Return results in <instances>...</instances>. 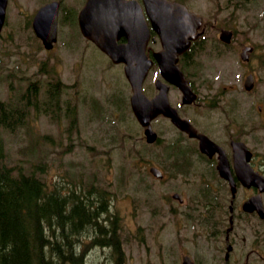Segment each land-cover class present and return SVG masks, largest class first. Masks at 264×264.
<instances>
[{
	"label": "rangeland",
	"instance_id": "374dc122",
	"mask_svg": "<svg viewBox=\"0 0 264 264\" xmlns=\"http://www.w3.org/2000/svg\"><path fill=\"white\" fill-rule=\"evenodd\" d=\"M38 3L7 2L0 32V99L17 97L30 80L38 81L41 92L45 80L54 74V80L63 85L57 117L30 108L25 124L0 129V137L6 161L16 169L27 172L39 163L49 187L60 184L63 192L83 185L89 194L102 195L107 212L99 216L102 226L98 233L115 245L95 244L94 229L82 230L78 242L85 247L83 259L67 264H180L183 254L193 257L196 264H264L252 250L264 252V224L253 215L239 213L234 215L230 233L232 256L224 260L228 185L214 176V164L194 152V144L192 147L185 138L175 143V147L182 145L192 151L194 166L187 183L181 174L158 181L148 173L150 164L172 169L166 143L179 135L177 130L159 117L152 126L161 141L147 144L128 102L124 107L119 101V97L128 101L130 94L122 64H113L94 45L83 39L80 42L77 34L74 40L65 41L69 28L64 23L61 38L52 49H44L31 37L25 21L26 13ZM63 3L64 15L70 8L78 10L82 1ZM187 3L203 21L201 51L188 59L184 70L198 99L195 104L181 105L180 91L171 86L169 100L212 139L227 147L230 136L242 138L256 153L255 161L264 162V0ZM223 27L233 30L229 44L218 38ZM245 45L253 46L246 61L240 58ZM248 72L255 77L250 91L243 88ZM157 77L153 66L143 84L147 96L154 94ZM66 101L75 106L73 114L66 113ZM202 188L209 190L213 201L200 196ZM173 192L184 200L172 198ZM246 195L240 190L237 207ZM262 196L264 202V193ZM107 227H112L115 237L112 230L104 232Z\"/></svg>",
	"mask_w": 264,
	"mask_h": 264
},
{
	"label": "water",
	"instance_id": "95a60500",
	"mask_svg": "<svg viewBox=\"0 0 264 264\" xmlns=\"http://www.w3.org/2000/svg\"><path fill=\"white\" fill-rule=\"evenodd\" d=\"M143 2L150 25L161 39V50L153 53L160 73L167 81L181 89L183 102H191L195 99V94L179 70L176 60L177 52L185 50L189 40L197 36L196 30L201 24V17L189 12L183 4L178 2L170 0H143ZM6 3L7 0H0V29L4 21ZM57 6L56 1L44 5L36 12L33 19V29L47 48H50L55 40ZM78 23L82 34L91 39L113 62L123 63L124 74L131 88L129 97L131 109L138 122L144 126L143 133L146 140L151 142L155 138V132L150 126L151 118L159 113L170 116L178 128L184 130L189 136L198 138L199 149L202 152L211 155L218 151L216 166L218 173L228 180L231 195L234 197L235 182L223 150L205 134L197 132L170 106L167 99V84L157 80L158 92L151 98L142 92V83L153 60L146 54L149 27L141 6L133 0H86L78 12ZM231 35V30L221 29L219 38L229 42ZM120 36H124L127 41L117 43V38ZM251 49V46H245L240 53L241 57L246 59L247 51ZM243 84L245 89H251L253 76L248 74ZM231 145L237 178L243 185L258 189L257 194L251 195L242 203V208L246 211L255 210L264 217L260 196V192L264 191V175L253 170L247 163L251 153L242 141H231ZM150 170L156 176H161L156 167H151ZM229 220L231 222V218ZM229 229L230 227L227 231ZM230 248L231 246H227V251ZM181 264H193V262L186 256Z\"/></svg>",
	"mask_w": 264,
	"mask_h": 264
},
{
	"label": "trees",
	"instance_id": "16d2710c",
	"mask_svg": "<svg viewBox=\"0 0 264 264\" xmlns=\"http://www.w3.org/2000/svg\"><path fill=\"white\" fill-rule=\"evenodd\" d=\"M62 88L60 82L48 86L44 104H49V109L56 91L60 94ZM30 103L28 98L14 102L0 99V129L24 123ZM74 109L66 101V113L73 114ZM40 168L36 163L24 172L6 163L0 137V264L80 263L85 247L78 236L89 228L94 229L93 243H112L98 233L102 226L99 216L107 212L102 195L89 194L83 185L63 192L60 184L49 187ZM111 230L107 227L104 232Z\"/></svg>",
	"mask_w": 264,
	"mask_h": 264
},
{
	"label": "flooded vegetation",
	"instance_id": "af4514ba",
	"mask_svg": "<svg viewBox=\"0 0 264 264\" xmlns=\"http://www.w3.org/2000/svg\"><path fill=\"white\" fill-rule=\"evenodd\" d=\"M53 0H39V3L38 5L36 6L35 9H33L31 12H27L26 13V19L25 21H27V24H28V27L30 29V35L33 39H35L39 44H42V41L41 39L36 35H34L33 31H32V19H33V16L35 14V11L37 10L38 7H41L42 5L46 4V3H49ZM58 1L59 5H58V11L56 13V24H55V41L53 42V45L55 44V42L61 38V35H60V27L61 25L64 23L65 26L67 28H69V32L67 33V35L65 34V37L63 39H65V41L69 42V41H72L74 40L75 38V34L79 35V40L80 42L81 39H83L84 41H87L91 44H93L90 40H88L87 38H85L80 30H79V24H78V11L80 8H78V10H76L75 8H70L69 11L66 13V14H61L63 13L62 11V7L64 6V3H63V0H56ZM82 1V4L81 6L84 4L85 0H81ZM138 2L141 3V0H137ZM173 1H177V2H181L183 4H185L187 6V8L190 10V11H193V7L190 6L188 3H187V0H173ZM40 5V6H39ZM80 6V7H81ZM195 12V11H193ZM32 13V14H31ZM72 31V32H71ZM71 32V33H70ZM119 42H123L125 41L124 37H120L118 39ZM83 43V42H82ZM149 48H148V52L150 54L153 53V51H156L160 48V40H159V37L158 35L156 34L155 31H153L152 29L150 30V39H149ZM152 46H158V48L154 49ZM201 51V44H200V40L199 38L195 39V40H192L189 44V47L182 53L179 55V58H189V59H193L195 56H197V54ZM259 108H261V106L259 105ZM184 116V115H183ZM186 118H188L196 127H197V124L196 122H194V120H192L191 118L187 117V116H184ZM198 128V127H197ZM199 129V128H198ZM192 144L196 143V139L195 138H191L189 139ZM231 140H242L244 143H246L245 140H243L242 138H239V137H233V136H230V139H229V142H228V146H224L223 144L217 142L216 140V143L221 146V148L223 149V152L225 153V156L229 162V167H230V171L232 173V177L235 181V185H236V196H235V200L237 198V196L239 195V192L240 190H245L247 192V195L244 197V199L242 201H244L246 198H248L249 196L257 193V188L253 187V186H245L243 185L239 180L238 178L236 177L235 175V168H234V155H233V149H232V146H231ZM247 144V143H246ZM250 148V147H249ZM251 149V148H250ZM251 155L249 156V159L247 160V163L250 165L251 168H253L255 171H258L260 173H263L264 175V162L262 161V159L258 160V161H255L256 160V153L251 149ZM217 152L215 153H212L211 155H207V154H200V157L205 159L206 162H211L212 164H214L213 166V169L215 168L216 169V162H217ZM187 165H190L191 167V164H183L182 166H178L180 169H183V170H186L187 169ZM220 181H223L224 183H226L225 180L223 179H220ZM264 193V192H263ZM261 193V194H263ZM263 197V196H262ZM235 200L233 202V211H232V216H233V225H234V222H235V218H234V215L235 213H239V214H248V215H253L257 220H259V222H262L264 224V219H261L258 215V213L256 211H250V212H245L241 209V203H240V206L237 207L236 204H235ZM236 210H239L238 212ZM233 231V227L232 229L230 230V233ZM230 233H229V237L225 234V241L227 243H229V240L230 242L232 243V239L230 237ZM254 254L256 256H258L262 261H264V252H261L259 251L258 249L256 248H252ZM231 252L230 254L228 255V260L231 259ZM227 260V261H228Z\"/></svg>",
	"mask_w": 264,
	"mask_h": 264
}]
</instances>
